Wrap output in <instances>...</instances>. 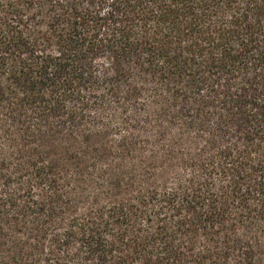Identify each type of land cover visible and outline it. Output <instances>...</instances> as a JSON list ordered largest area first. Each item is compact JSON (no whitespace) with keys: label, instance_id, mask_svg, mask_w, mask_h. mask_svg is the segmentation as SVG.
Masks as SVG:
<instances>
[{"label":"trees","instance_id":"1","mask_svg":"<svg viewBox=\"0 0 264 264\" xmlns=\"http://www.w3.org/2000/svg\"><path fill=\"white\" fill-rule=\"evenodd\" d=\"M0 264H264V0H0Z\"/></svg>","mask_w":264,"mask_h":264}]
</instances>
